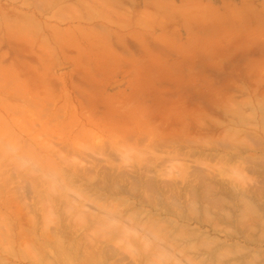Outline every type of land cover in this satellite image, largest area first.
I'll return each instance as SVG.
<instances>
[{
  "label": "rangeland",
  "instance_id": "obj_1",
  "mask_svg": "<svg viewBox=\"0 0 264 264\" xmlns=\"http://www.w3.org/2000/svg\"><path fill=\"white\" fill-rule=\"evenodd\" d=\"M56 2L0 0V264H19L20 258L29 264L33 259L37 264L113 263L97 254L107 237L103 220L108 223L112 211L126 217L143 210L124 209V199L133 197L128 192L108 195L98 189L105 194L98 201L108 213L95 210L103 216L102 224L84 227L82 215L68 201L77 203L80 194L92 193L79 182L72 184L70 175L75 168L96 164L113 170L109 177L104 174L108 185L114 170L142 172L145 166L159 180H175L177 185L166 189L179 199L181 207L174 208L187 219L208 213L201 199L190 204L186 190L198 169L203 170L220 208H211L205 226L190 218L188 228L200 233L187 234L193 238L190 245L194 242L195 249L187 244L191 257L196 254L194 263L187 261L264 264V199L261 194L237 195L244 186L261 185L264 174V35L216 30L205 31L214 36L197 38H143L123 32L128 23L113 19L118 7ZM144 48L155 52V58ZM149 63L151 68L142 69ZM150 214L151 220L169 224L166 217ZM27 216L35 220L34 231L27 229ZM4 221L10 225L5 227ZM49 227L57 228L59 240L39 238ZM6 231L14 237L5 240ZM118 238L111 244L132 257L126 240ZM205 241L217 244V256L207 259L196 253L198 246H208ZM135 247L142 252L141 243ZM158 258L145 261L135 255L134 261L122 263H168Z\"/></svg>",
  "mask_w": 264,
  "mask_h": 264
},
{
  "label": "bare ground",
  "instance_id": "obj_2",
  "mask_svg": "<svg viewBox=\"0 0 264 264\" xmlns=\"http://www.w3.org/2000/svg\"><path fill=\"white\" fill-rule=\"evenodd\" d=\"M66 169L68 170L69 168H66ZM197 169L198 168H196V170ZM72 170H74V167H73ZM58 171H60V169H58ZM61 171H63V170H61ZM61 171L59 173H61ZM109 171L111 173H113L112 169H109L106 166H102V165L99 166V164H96L95 166H92V167L90 166L89 168L88 167L75 168V170L73 172L70 171L71 172L70 178L72 177L71 180L73 182V183L72 182H70V183L74 184V183L79 182V183L82 184V185L80 184L81 185L80 187H83L82 190H84V191L87 190V191H90L92 193L90 195H88V194L86 195V194H80L79 191H77V193H79L80 194L79 196L81 197L80 198L78 196V198H80L78 200V202L76 203V202H73V201H68V205L72 209H74V211H76L77 214H80V216L82 215L83 220H84V222L82 220V222H83L82 225L84 227H86V226H90V225L92 226L93 224L96 225L97 223L98 224H100V223L102 224V217L103 216L100 215V213L103 212V211H105V212H107V211H106V209L103 208L104 205L102 206L101 203L98 201L99 197L103 196L105 194H103V193L101 194L98 191V189H104L105 191L109 192L108 195H110V193H111V195H113V194H122V193H127L128 192L133 197L124 199L125 204H127V207H125L124 209L128 208V209L131 210L132 207L133 208L139 207L143 211L140 212L137 216L129 214L126 217L121 211H112L113 213H111V214H112L113 217L112 216L110 217L108 215V218H107L109 220V221H107L108 223H105V220H103V222H104L103 224L108 225L107 226L108 227V229H107L108 230L107 231V237H105L106 240L102 241V246L103 247L102 246L100 247L101 248L100 249L101 252L100 253L97 252V254L99 256H106V260H108L107 258L111 259V261L114 260V261H112L113 263H111V264H133V263H131V262L134 261L133 260L134 258L132 259V257L135 256V255H136V257H137V255H139V257H141V256L144 257V260L147 259V258H150L152 256H159L160 258H163L165 260V262H168V263H169V261H171V263H172L173 259H174V261L177 260V261L181 262V263L178 262V264H182V262L187 261V260H191L190 263H194L193 258L196 256V254H194L195 256L192 255V257H191V253L189 252L190 248L195 249L193 247L194 246V242H193V245H190V242H192L190 239H193V238H190V236L187 235L191 231V229L188 228L190 226L189 225L190 224L189 220H190V218L194 219V221L197 222L198 224H200V226H205L202 222H203V220H206V219L209 218L208 214L212 212L211 208H214V207H216L218 209L220 208L219 206L216 205V202H214V196H213L214 186L212 185V182L207 177L208 175L206 176V174L203 173L204 172L203 170H201V169L199 170L198 169L199 172L195 175V178L191 179V180L189 179L190 182H188V183L186 182L187 183L186 187L188 188L186 190L190 194V198H191L190 204H192V206H194L193 204H195L197 202V198L199 200L201 199L203 205H205L204 208H205L206 212H208V213L205 214L204 217H201V215L198 216L196 214V215H194V216H192V217L187 219L182 211H179L178 209L174 208V206H180L181 205L180 202H177L179 199H177L176 196L173 195V194L169 195L168 191L166 189V188H168L169 190L173 189V187L176 184V182H174L175 180H172V179H166V180H164V179L161 180L160 179L159 180L155 176H153V174H151V172H150V169L147 166H145L142 172H140L138 170L137 171H133L132 169H129V168L128 169L121 168V169H118V170H114L115 174H114V178H113V180H114L113 184L112 185H110V184L108 185L107 184V183H109L108 182V177L111 175V174L109 175ZM70 172L68 173L67 176H69ZM104 174H107L108 177L105 176ZM14 175H16V174H14ZM61 175L64 176V174H61ZM101 175L103 176V179L102 178L101 179L97 178L98 176H101ZM67 176H66V180L68 179ZM262 177L263 178L260 180L261 185L260 184H254L252 186H250V185H248L247 187L244 186L241 189L239 188L240 189L239 193H237V195H239L238 197L243 199L245 197H250L252 195L254 196V195H260L261 194L260 200L264 199V185H263V183H264V174H262ZM212 178H213V176H212ZM184 179H185V177H184ZM21 180L22 179L19 180L20 183H21ZM66 180L64 179V182H68ZM213 181H214V179H213ZM15 184L16 183H14V185ZM178 184H180V183H178ZM68 185H69V183L66 184V186H67L66 188H68V187L70 188V186H72L71 184H70V186H68ZM237 187H238V185H237ZM141 188L144 189V190H141V193H140L141 196H139V198H134L135 196H137V193L135 191H139ZM4 189H6V188H4ZM177 189H181V188L178 186ZM200 189H202V191L199 193ZM17 190L21 191L20 190V186H19V189H17ZM17 190H16V193L18 192ZM186 190H185V193H187ZM11 191H12V189H11ZM142 192H143V194H142ZM138 194H139V192H138ZM19 196L23 197L22 194H19L16 197H19ZM168 200L171 201L170 204H169ZM124 202H123V204H124ZM23 206L24 207L25 206L26 207H30L31 205L28 206V205L23 204ZM21 207H22V205H21ZM87 208H89V210L90 209H93L94 211L96 210V211H98L100 213H98L96 211H95V213H93L92 210L91 211H87L86 210L88 212L87 213L84 210V209H87ZM28 209H30V208H28ZM30 212L31 211L29 210V213ZM22 213L23 212H21V214ZM144 213L146 214L145 216H144ZM150 213L158 214V215H160L162 217H166L167 218V222L169 224L167 223L168 225H162L161 223H159V220H158V222L151 220V218H148V215H152ZM216 213L218 214L219 212H216ZM18 215H16V219L17 220L20 219V221L22 222L21 218L17 217ZM172 215H174L175 217H172ZM262 215L264 216V214H262ZM80 216H79L78 219H81ZM263 216H260V217L262 218ZM145 217L148 218L147 220L149 221V223L147 222ZM6 219H7V217H6ZM29 219H28L27 222L28 223L31 222V223L29 225L26 224V225H28L27 229H30V230L34 231L35 230V228H34L35 226L33 227V225H35L34 224L35 220L34 221L32 220L33 221L32 222L31 219H33V218L31 217ZM9 220L11 221V219H9ZM111 220H112V222H110ZM114 220H117V222L120 221V223H117ZM154 220H156V219H154ZM163 220L165 221V219H163ZM209 220H206V221H209ZM121 221H122V223H121ZM19 222H17V223H19ZM114 222H116L117 224H115ZM123 222H125V223L123 224ZM14 223H15V221H14ZM110 223H112V224H110ZM214 223H216V222H214ZM3 224L5 225V227L10 225V224L7 225V223L5 221H4ZM208 225H210V224H208ZM17 226H19V224H17ZM55 226L57 227V224ZM55 226H53V227H55ZM63 226L65 227V225H63ZM200 226H199V228H200ZM194 227H196V226H194ZM50 228L51 227L47 228V229L50 230V232H49V230H46V232L51 233V231H52L51 229H54V228H51V229ZM9 229H11V228H9ZM56 229H55L56 232L52 231L53 233H51V234L43 233V234H41L39 236V238L46 237L47 241L48 240L51 241V240L54 239L55 236H57L56 238L59 240L60 239V235H58V232H57ZM86 229H85V231H86ZM194 229H192L191 233H195L196 232V231L195 232L193 231ZM19 230H20V228H19ZM7 231L5 232L6 234H4L5 235L4 236L5 240H6V236L8 237V239L9 238L11 239V237H14L13 234H12V236H8L10 233H8ZM43 232H45V229H44ZM60 232H62V231H60ZM198 232L200 233V231H197L195 234H199ZM205 232L207 234V231H204V232H202L203 236H204ZM18 233L20 234L21 232H18ZM21 234H23V233H21ZM52 234H53V236H51ZM67 234L70 237V234L68 232H67ZM84 234H85V237L87 238L88 237L87 234L86 233H84ZM84 234H83V237H84ZM195 234H193V235H195ZM77 236L78 235H76V237ZM198 236H196V237L199 238ZM76 237H74V238L76 239ZM118 237H123L122 239L124 241L126 240L125 242H127L126 244H127L128 247L130 246L129 249L131 250V251L130 250H128V251H130L133 254L132 257H131V254L129 255L125 251L122 252L121 249L119 250V248H115V246H113L111 244V242L114 239H116V238L119 239ZM191 237H194V236H191ZM70 238H73V237H70ZM75 239H73V241ZM40 240H42V239H40ZM69 240H71V239H69ZM78 240H81V239L78 238ZM55 241H57V240H55ZM41 242L45 243V240L41 241ZM60 242L61 241H59L58 243H60ZM203 242H204V240H203ZM139 243H141V246L143 247L142 252H141L140 248H136L135 247ZM151 243H153V244L151 245ZM205 243H206V241H205ZM187 244L190 245V248L188 247L189 245H187ZM133 245H134V248H133ZM205 245H208V246L210 245V246L209 247L206 246L205 248L204 247L203 248L200 247V249H199V246H198V249L196 250V253L199 254V255H203V257H205V258L207 257V259H210L217 252V248L214 247L217 244H212V247H211V243L210 244L206 243ZM196 247H197V245H196ZM193 249H191V250H193ZM12 250H13L12 251V257L16 259L18 253H17V251L15 249H12ZM217 253H219V252H217ZM93 254H95L97 256L96 252L92 253V255ZM44 255L46 256L45 253H44ZM216 256H217V254H216ZM12 257H6L5 260L10 262ZM112 258H114V259H112ZM129 258L132 259L133 261H131V262L128 261L126 263H122V262H125L126 260H129ZM160 258H158V259H160ZM8 259H10V261ZM24 259H26V258H20L19 264L20 263L29 264L28 261H25ZM152 259H151V261H152ZM31 260L32 259H30V261ZM86 260L87 259H85V261ZM32 261H33L32 262L33 264L34 263H36V264L38 263L34 259ZM145 261H148V260H145ZM177 261H175V262H177ZM11 262H13V261H11ZM6 263L7 262H4V264H6ZM81 263H83V262H81ZM86 263L88 264V262H86ZM104 263H105V261H104ZM168 263H166V264H168ZM190 263L187 261V264H190ZM49 264H52V262H49Z\"/></svg>",
  "mask_w": 264,
  "mask_h": 264
},
{
  "label": "crops",
  "instance_id": "obj_3",
  "mask_svg": "<svg viewBox=\"0 0 264 264\" xmlns=\"http://www.w3.org/2000/svg\"><path fill=\"white\" fill-rule=\"evenodd\" d=\"M78 2L118 7L113 19L128 23V30L122 31L143 38H197L214 36L205 31L216 30L255 38L264 35V0H57L56 4ZM145 54L155 58V52Z\"/></svg>",
  "mask_w": 264,
  "mask_h": 264
}]
</instances>
